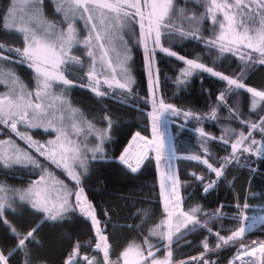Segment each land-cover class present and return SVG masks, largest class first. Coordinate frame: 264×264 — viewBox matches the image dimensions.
<instances>
[{"label":"trees","instance_id":"16d2710c","mask_svg":"<svg viewBox=\"0 0 264 264\" xmlns=\"http://www.w3.org/2000/svg\"><path fill=\"white\" fill-rule=\"evenodd\" d=\"M205 4L206 0H174L175 7L185 9L189 17L205 16ZM9 5L10 0H0V14L5 13ZM175 23L184 31L198 27L197 35L202 39L171 36L163 41L164 47L170 48L177 56H183L185 59H197L206 67L213 68L225 76L236 78L242 74L241 82L246 86L244 89L229 92L226 81L203 70L193 71L187 77V83L179 84L177 81L181 71L186 68L184 61L168 56L159 49L155 52L160 99L165 104H171L181 110V113L193 114L188 118L182 114L173 116L170 123L172 149L177 157L176 172L180 182L182 210L188 212L199 206L201 214H198V219L201 223L207 221V227L212 229V233H209L206 228H196L193 231L181 228L177 234L180 238H174L175 242L171 245L170 262L176 263L205 252L203 242L207 239L211 249L209 252L211 264H224L234 255L239 242L237 240L217 248L219 241L215 233L227 237L240 227L234 204L247 203L252 207L246 212V238L264 236L262 219L264 154L258 151L261 149V142H264V134L259 129L253 130L252 139L257 142L256 145H251L250 141L244 145L251 147L252 152H238V162L234 160L226 165L222 179L207 194H204V187L212 182L215 174L203 163L185 157L200 155L202 159L206 158L203 151L206 147L209 163L218 167L223 158L232 152L231 143L238 139V134L243 133L247 136L248 125L251 122L260 123V119L264 117V111L261 110L264 109V103H258L253 108V98L246 89L264 90V64L259 62L262 57L257 53H252L253 60L247 62L245 66L246 61L240 59V50L223 55L215 50L210 51L204 41L212 38L214 32H218L219 29L214 27L208 18L201 20L198 26L188 20L175 19ZM126 36L131 47V38L129 35ZM0 43L6 46L0 55L10 57L9 61H4L5 66L11 68L24 84L33 89L35 81L32 70L26 64L19 63L20 57L15 53L7 52L9 47L23 48L21 33L7 31L0 23ZM130 50L132 54L130 65L134 78L130 92L110 91L102 86L99 90L105 95L97 96L89 81L79 76L86 74V62L71 66V69L78 72V76L70 78L72 84L65 91L69 101L87 120L103 127L108 126V119L111 120V138L105 144L104 159L89 163L88 172L82 176L79 187L85 191L100 221L99 226L108 237L110 260L122 263L121 253L124 249L132 243L142 244L146 237H149V243L159 248L155 253L157 259L164 260L167 256V248L159 238L149 236L150 230L155 229L166 219L156 161L152 157L148 158L141 169L133 174L119 160L137 132L149 136L148 113L152 109L149 103L150 83L144 57L135 49V45ZM6 91L5 85L0 84V93ZM221 93H225L226 96L224 104L218 103L217 98ZM213 108L216 109V117L210 118ZM230 108L232 112L229 111ZM195 117L201 119L197 120ZM196 129H203L209 139L205 141ZM230 129L233 133H229ZM221 136L229 139V143L225 144L220 139ZM8 138L15 140L22 148L27 147L9 127L0 124V141ZM40 161L45 168L67 184L70 190L77 189L75 181L69 179L61 169L49 164L48 161L41 159ZM32 169L33 167L6 168L0 165V185L11 190L29 185L40 175L39 170ZM196 177L204 179L201 181ZM73 197L71 201L74 204ZM217 209L220 215L214 220H209L208 216L203 215L215 213ZM4 220H7L8 225L14 227L21 236L33 228L37 229L34 233L35 239L26 241L31 264H65L77 243L82 245L76 257L78 264H87L85 256L90 259L92 257L103 259V254L93 251L96 235L91 220L85 218L77 209L67 213L65 219L52 222L46 220L43 213L37 212L30 205L13 199L11 208H6L3 217L0 218V251L8 255L18 241ZM182 222L183 218H174L173 230L176 224ZM191 227L189 225V228ZM8 264H24L23 253L15 252L9 258Z\"/></svg>","mask_w":264,"mask_h":264},{"label":"snow or ice","instance_id":"6c2138e0","mask_svg":"<svg viewBox=\"0 0 264 264\" xmlns=\"http://www.w3.org/2000/svg\"><path fill=\"white\" fill-rule=\"evenodd\" d=\"M43 0H10L7 11L0 14V23L3 29L10 32H18L23 34L24 46L20 48H7L8 53H15L21 64L32 70L35 88L29 91L9 67H6L4 61H9V56L0 55V84L6 86L7 91L0 93V124L9 127L12 132L24 141L26 148H20L11 140L0 141V146L7 144L9 147L4 149L0 147V165L4 167L23 166L41 169V174L36 181L23 192H17L18 198L22 202H27L37 212L43 213L45 219L52 222H58L65 219L69 212L79 209V212L91 220L95 230L96 242L95 249L103 253V259L98 260L96 257L91 259L87 256L84 260L87 264H113L110 260L107 236H105L100 228V221L97 220L93 205L84 196V190L79 187L82 174H86L88 164L91 161L104 159L103 144L109 139L108 131L111 128V120L108 119V129L97 130L88 122L86 126L87 133L94 135L98 143L95 147H88L82 144L73 136L79 137L85 131L83 120H78V109L72 108L69 101L65 99L64 91L72 84L65 73L73 65L81 64L80 58L71 53L78 45H83L87 50V55L91 59L88 66L87 77L90 85L96 86L92 90L97 96L105 95L99 90L101 77L107 72L111 79H103V83L109 88L115 86L121 90L131 91V84L134 82L129 74L127 66L130 60L127 49L120 53L114 47V41L122 39L119 32L125 28L138 24L140 28L139 43L144 47L146 67L149 71L150 92L156 86L152 81V60L155 56L156 49L171 57H177L184 61L186 68L181 71L180 78L177 83H187L189 77L195 70H203L213 76L219 77L227 82L229 92H235L244 89L246 86L241 82V77L231 78L222 73L214 71L213 68L206 67L197 59H185L183 56H177V53L170 48L163 46L165 38L171 36H179L181 38L193 37L202 39L198 36V27L191 28L188 31L182 30L176 23L175 19L188 20L197 26L201 20L208 18L214 27H218V32H214L212 38L205 40V45L209 50H215L223 55L228 52L241 51L240 59L247 62L253 60L252 53L259 54L262 59L260 63L264 64V0H206L205 16L189 17L186 15L185 9H177L174 0H60L56 11L63 12L64 20L67 22L66 30H58L55 25L49 24L46 28L37 31L31 27L34 22L39 23L41 16V5ZM30 6V10L25 16L23 14L24 7ZM84 21L87 35L83 40L79 39V33L74 27L76 19ZM149 42L152 48L149 50ZM6 46L0 43V53L5 50ZM244 50H248L245 52ZM112 53L116 54L115 63ZM13 63L16 61H12ZM99 65L100 72L96 71ZM117 76L120 78L117 79ZM158 83V82H157ZM63 91H56L58 88ZM247 92L251 93L253 98V108L258 103H264V90H256L247 88ZM218 103L226 102L225 93H221L217 98ZM264 111V109H261ZM230 112L233 110L230 108ZM166 114L178 116L183 115L185 118L192 117L190 112H183L175 108L171 104H165L160 100L159 105L155 99L153 100V111L148 113L152 124V137H142L139 132L132 138V142L124 149L120 155V162L135 174L144 162L148 159L149 153H155V161L157 169L161 167V161L165 162L166 171L161 173V195L165 197L166 219L163 220L155 229L150 230L149 236H156L160 242L167 248V256L164 260L156 258L154 245L149 243V237H146L142 244H130L121 253L123 264H171L172 256L171 245L180 233L181 228L193 231L196 228H206L209 233L212 229L207 227V221L201 223L198 214H201L199 206L185 212L180 207L181 197L178 192L179 180L175 174L172 160L175 158L174 150L170 148L166 141L164 133L160 131L162 121ZM216 117V109L213 108L210 118ZM199 120L200 117H195ZM70 122V123H67ZM18 125L28 129H43L47 132L52 129L56 133L54 140H48L41 144L39 141L33 140L27 131L18 130ZM247 136L243 133L238 134V139L231 143L232 152L228 157L223 158V162L218 167H214L209 163L208 149L203 148L206 158L200 155L185 157L187 159L196 160L213 172L217 179L221 178L227 164L234 160L238 162L237 153H251V147H244L247 142L256 145V141L252 139L253 130L259 129L264 134V117L260 119V123L251 122L249 125ZM200 136L209 139L203 129H196ZM215 139V138H211ZM220 139L225 143H229V139L221 136ZM203 147V145H202ZM261 151L264 154V142H261ZM33 152L37 155L34 156ZM90 154V155H89ZM39 157H43L49 164L55 165L62 169L77 186L76 191L68 189L63 181L56 180L52 173L48 172L45 165L40 161ZM82 169L78 172L76 169ZM195 176V173L192 174ZM203 181L204 177H196ZM215 181L209 182L204 191L207 192L213 188ZM13 191L0 185V218L3 217L5 209L11 208V201L14 197H9L8 193ZM75 197V203L71 201ZM239 207V206H238ZM244 208H249L245 203ZM209 220L219 217L220 211L217 209L215 213L208 214ZM174 218H183V222L173 225ZM247 220V217H244ZM264 219V217H262ZM8 225V221H3ZM189 225L192 227L189 228ZM12 234L17 238L16 247L5 255L0 251V264H8L9 258L15 252H21L24 255V264H31L30 254L26 250V241L34 240L36 228L28 231L26 235L21 236L11 225ZM246 228L241 226L233 230L230 236H220L215 233L218 243L217 248L227 245L243 237ZM175 238V239H174ZM82 247L77 243L73 251L69 254L65 264H78L76 257L79 255V249ZM205 253L210 252L207 239L203 242ZM155 248V251L153 250ZM258 251L252 248H242V255L253 256ZM259 252L264 256V244L260 245ZM204 253L201 254L202 264H210L204 260ZM196 258H193L195 260ZM240 259V255L236 257ZM119 264V261L116 262ZM243 264V262H242ZM249 264H255L250 261Z\"/></svg>","mask_w":264,"mask_h":264},{"label":"rangeland","instance_id":"374dc122","mask_svg":"<svg viewBox=\"0 0 264 264\" xmlns=\"http://www.w3.org/2000/svg\"><path fill=\"white\" fill-rule=\"evenodd\" d=\"M23 2V0H22ZM60 4V0H43V3L41 5V16H40V21L39 23H33L32 25H30L31 27H34L37 31H40L42 30L43 28H46L49 24L51 25H55L56 26V29L58 30H66L67 28V22H65L64 20V14L63 12H60L58 13L56 11L58 5ZM30 10V6H25L24 7V11H23V14L25 16H27L28 12ZM195 24V23H194ZM196 25V24H195ZM74 27L77 29L78 33H79V39L80 40H83L84 37L87 35V31L85 29V24H84V21L82 20H79L78 18L76 19L75 23H74ZM23 36V34H21ZM126 35H129L130 38H131V47L129 46V42L130 40L127 39V36ZM119 36L122 37V39H117L114 41V47L116 48V50L120 53H123L125 49L129 50L128 51V55H130V60L128 61L127 63V66L129 68V74L132 78V80H134L133 78V73H132V70H131V60H132V54H131V48L133 49V45H135V49H138L139 52L142 53L143 57H144V62H145V66H146V60H145V51H144V47L139 43V38H140V28H139V25L138 24H133L132 26L128 27V28H125L123 29L122 31L119 32ZM152 48V45H151V42H149V50H151ZM158 50V49H156ZM245 52H247L248 50H244ZM156 52V51H155ZM72 55L74 56H77L80 58V61H81V64H83L84 62L87 63V68L85 69V73L86 74H80L79 76L80 77H83L85 80L89 81L88 80V77H87V72H88V66L90 65L91 63V59L88 57L87 55V50L83 47V45H78L74 50L73 52L71 53ZM112 57H113V60H114V65L113 66H117L116 63H115V59H116V54L115 53H112ZM157 60H156V56H154L153 60H152V81L153 83L156 85L152 92H150V105H151V111H153V100L155 99L156 103H157V106L159 105V102L160 100V97H159V93H158V90H159V84L157 83L158 82V75H157ZM118 67V66H117ZM146 70H147V74H148V78H149V71H148V68L146 67ZM96 71L99 73L100 72V68H99V65L97 66V69ZM65 75L67 76L68 79L72 78V77H76L78 76V72H76L75 70L68 68V71L65 73ZM111 79L110 75L105 72L104 76L101 77V83L99 85V87H102L103 88H108L110 89V91H115V90H121L119 88H116L115 86H113L112 88H109L106 84L103 83V79ZM120 77L117 76V79H119ZM237 78V77H236ZM134 83V82H133ZM133 83L131 84V86L133 85ZM26 85V84H24ZM91 86L95 87L96 85L93 83L91 84ZM6 87V86H5ZM27 89L29 91L33 90V89H30L27 85H26ZM56 91H63V88H58L56 89ZM66 92L64 91V96H65V99L67 101H69V99L67 98ZM70 105L72 108H75V109H78L75 107V105H73L70 101H69ZM174 115H170V114H166V117L165 119L162 121V124H161V128H160V131L162 133H164L165 135V138H166V141L167 143L169 144L170 148L172 149V140H171V132H170V123H171V120L173 118ZM77 119L78 120H83L85 122L84 124V128H85V131L83 132V134L79 137H76V136H73V139H76L78 140L79 142H81L82 144H87L88 147H95V145L98 143V141L96 140L95 136L94 135H90L87 133V130H86V126H87V123L90 122L93 127L97 130H104V129H108V126L106 127H103L99 124H96L90 120H87L83 115L82 113L80 112V110L78 109V116H77ZM67 123H70V122H67ZM148 128H149V136H144V135H141L142 137H148L149 139H151L152 137V124H151V120L148 116ZM18 130L21 131V132H25L27 131V134L28 135H31L33 140L35 141H39L41 144H44L46 143L48 140H54L55 137H56V133L52 130V129H49L47 132H45L43 129H28L26 130L23 126L21 125H18ZM231 130V129H230ZM111 131H112V126L110 128V130L108 131V137L109 139H107L104 144H103V150L105 148V144L110 140L111 138ZM229 133H233V131H229ZM13 141L15 143V145H18L20 148H22L18 143H16L15 140L11 139V138H8L6 139L5 141ZM24 142V141H22ZM25 143V142H24ZM27 146V145H26ZM0 147H3L4 149H7L9 146L7 144L3 145V146H0ZM33 155L36 156L37 154L33 152ZM90 155V154H89ZM175 156V155H174ZM154 158L155 157V153L154 152H150L149 153V157L148 158ZM39 159L43 160V161H46L44 160L43 157H39ZM155 159V158H154ZM176 161H177V157L175 156V158L172 160V164H173V167H174V170H175V174L176 176L178 177V174L176 172ZM89 165V164H88ZM13 167H23V166H13ZM10 168V167H8ZM32 168V167H31ZM60 169V168H59ZM31 170V169H30ZM33 171L35 170H39V174H44L41 169H36L33 167L32 169ZM48 170V169H47ZM62 170V169H61ZM78 172H83L82 169H79L77 168L76 169ZM167 169H166V165H165V162L164 161H161V167L160 169L158 170V174H159V178H160V184H161V173L162 172H165ZM63 171V170H62ZM48 172L52 173V175L55 177L56 180H59L61 181L53 172H51L50 170H48ZM64 172V171H63ZM88 172V170H87ZM36 173V172H34ZM65 173V172H64ZM66 174V173H65ZM87 174V173H86ZM38 175V176H40ZM85 174H82V176H84ZM67 176V174H66ZM81 176V178H82ZM69 179H71L69 176H67ZM223 177V176H222ZM219 178L217 179L216 176L215 178L212 180V181H215V184H214V187L209 189L207 192L204 191V194H207L209 193L210 191H212L219 183V181L222 179ZM72 180V179H71ZM179 180V179H178ZM64 183V182H63ZM32 184V183H31ZM31 184L29 185H26V186H23L22 188H18V189H14L13 191H10L8 194L9 197H14V200L15 198L19 201V202H22L19 200L18 198V195H16L17 192H23L24 190H26ZM65 184V183H64ZM67 186V184H65ZM179 186H180V182H179ZM179 186H178V192H179V195L181 197V192H180V189H179ZM68 187V186H67ZM69 189V187H68ZM78 190V189H76ZM74 190V191H76ZM167 196V191H165V195L162 196L161 195V201H162V204L165 205V197ZM75 198V197H73ZM12 202V201H11ZM23 204H28L27 202H23ZM30 205V204H28ZM236 205H242V204H239V203H236L234 204L235 206V210H236V215L238 214V210L236 209ZM31 206V205H30ZM244 206V205H242ZM180 207L182 208L183 207V202L181 201L180 203ZM251 207V206H249ZM252 208V207H251ZM264 217V213H263V216ZM264 220V219H263ZM108 239V237H107ZM97 251V250H96ZM98 252V251H97ZM101 254H103L102 252H99ZM188 262H192V260H185V261H182V262H179L178 264H184V263H188ZM171 264H175V263H171Z\"/></svg>","mask_w":264,"mask_h":264},{"label":"built area","instance_id":"2783aa9c","mask_svg":"<svg viewBox=\"0 0 264 264\" xmlns=\"http://www.w3.org/2000/svg\"><path fill=\"white\" fill-rule=\"evenodd\" d=\"M236 207H237L236 209L238 210L237 217L240 219L241 225L244 227V223H245L244 217L246 216V214L244 213L243 209L245 208L242 205H236ZM261 244H264V236H258L253 239H248L245 238V235H243V237L240 238L239 240V247L236 250L235 254L224 264H242V262L243 264H249L250 261H255V264H264V256H262L261 253L259 252V248ZM242 248H247L249 251L252 248H256L258 249V251L253 256H244L242 255ZM202 253H204L203 259L209 261L211 264V259L209 258V252L207 253L202 252ZM202 253L194 255L193 257L190 258L191 260H193V258H196L195 260H193L194 264H202V261L200 259ZM238 254L240 255V259H236Z\"/></svg>","mask_w":264,"mask_h":264},{"label":"bare ground","instance_id":"6f19581e","mask_svg":"<svg viewBox=\"0 0 264 264\" xmlns=\"http://www.w3.org/2000/svg\"><path fill=\"white\" fill-rule=\"evenodd\" d=\"M109 243V242H108ZM110 245V244H109Z\"/></svg>","mask_w":264,"mask_h":264}]
</instances>
